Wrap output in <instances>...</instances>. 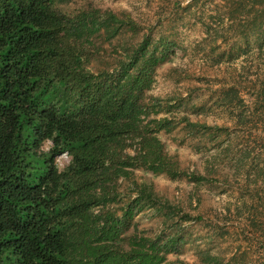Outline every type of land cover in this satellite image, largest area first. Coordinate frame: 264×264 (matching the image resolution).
I'll use <instances>...</instances> for the list:
<instances>
[{
    "label": "rangeland",
    "instance_id": "1",
    "mask_svg": "<svg viewBox=\"0 0 264 264\" xmlns=\"http://www.w3.org/2000/svg\"><path fill=\"white\" fill-rule=\"evenodd\" d=\"M235 2L58 6L70 15L99 9L122 18L94 37L92 71L128 63L143 38L158 56L168 48L146 81V99L156 104L144 117L150 135L127 138L124 151L137 156L114 178L108 202L123 219L120 243L126 247L134 233L160 240L159 264H264V47L254 34L243 37L253 12Z\"/></svg>",
    "mask_w": 264,
    "mask_h": 264
},
{
    "label": "trees",
    "instance_id": "2",
    "mask_svg": "<svg viewBox=\"0 0 264 264\" xmlns=\"http://www.w3.org/2000/svg\"><path fill=\"white\" fill-rule=\"evenodd\" d=\"M69 1L0 0V264H159L160 240L134 233L120 243L123 219L108 202L137 156L124 151L127 138L150 135L146 81L168 48L158 56L143 38L128 63L92 71L94 37L122 18L58 8ZM235 3L253 12L243 37L264 47V0ZM46 137L54 146L43 151Z\"/></svg>",
    "mask_w": 264,
    "mask_h": 264
},
{
    "label": "clouds",
    "instance_id": "3",
    "mask_svg": "<svg viewBox=\"0 0 264 264\" xmlns=\"http://www.w3.org/2000/svg\"><path fill=\"white\" fill-rule=\"evenodd\" d=\"M44 150H51V148L54 146V142L52 139H49V138H45L44 142ZM70 159V156H69V153L65 152V153H62L60 156L56 157L55 161H54V166L55 168L59 171L62 169L63 167V161L65 160H69Z\"/></svg>",
    "mask_w": 264,
    "mask_h": 264
}]
</instances>
